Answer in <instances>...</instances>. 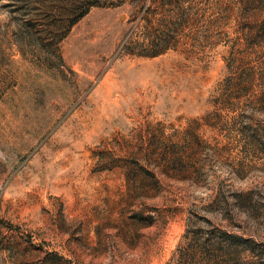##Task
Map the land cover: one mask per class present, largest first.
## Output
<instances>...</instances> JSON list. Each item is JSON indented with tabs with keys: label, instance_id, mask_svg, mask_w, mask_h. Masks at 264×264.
Listing matches in <instances>:
<instances>
[{
	"label": "rangeland",
	"instance_id": "1",
	"mask_svg": "<svg viewBox=\"0 0 264 264\" xmlns=\"http://www.w3.org/2000/svg\"><path fill=\"white\" fill-rule=\"evenodd\" d=\"M0 264H264V0H0Z\"/></svg>",
	"mask_w": 264,
	"mask_h": 264
},
{
	"label": "trees",
	"instance_id": "2",
	"mask_svg": "<svg viewBox=\"0 0 264 264\" xmlns=\"http://www.w3.org/2000/svg\"><path fill=\"white\" fill-rule=\"evenodd\" d=\"M88 10L84 11L79 17H77L75 20H73L72 25L80 19L85 13H87Z\"/></svg>",
	"mask_w": 264,
	"mask_h": 264
}]
</instances>
